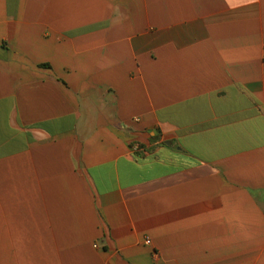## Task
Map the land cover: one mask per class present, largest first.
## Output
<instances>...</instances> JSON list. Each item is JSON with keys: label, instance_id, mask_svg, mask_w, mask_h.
<instances>
[{"label": "crops", "instance_id": "1", "mask_svg": "<svg viewBox=\"0 0 264 264\" xmlns=\"http://www.w3.org/2000/svg\"><path fill=\"white\" fill-rule=\"evenodd\" d=\"M0 264H264V0H0Z\"/></svg>", "mask_w": 264, "mask_h": 264}, {"label": "built area", "instance_id": "2", "mask_svg": "<svg viewBox=\"0 0 264 264\" xmlns=\"http://www.w3.org/2000/svg\"><path fill=\"white\" fill-rule=\"evenodd\" d=\"M136 120H137V121H140V119H139V118H137ZM147 243H148V244H150V243H151V241H150V240H148V241H147Z\"/></svg>", "mask_w": 264, "mask_h": 264}]
</instances>
